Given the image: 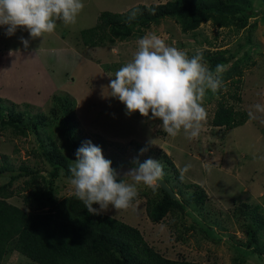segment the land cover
<instances>
[{
	"label": "rangeland",
	"instance_id": "obj_1",
	"mask_svg": "<svg viewBox=\"0 0 264 264\" xmlns=\"http://www.w3.org/2000/svg\"><path fill=\"white\" fill-rule=\"evenodd\" d=\"M189 1L197 0H83L84 9L74 24L56 21L52 33L38 38L19 28L4 39L6 26H0V55L5 54L3 44H18L21 37L32 47L35 43L36 48L31 61L19 65V73H14L13 67L10 71L5 68L11 60L8 54L0 56V73L12 80L17 78L12 86L0 89L3 96L13 97V101L2 100L16 106L11 108L6 103L9 107L2 112L19 121L15 125H0V168H7L0 174V186L6 185L19 167L36 173L35 179L20 178L7 187L13 195L8 203L30 214L22 197L35 186L48 192L56 203L74 196L62 172L55 179L49 177L50 167L43 150L64 160L68 167L85 141L101 147L113 169L133 167L134 160L142 163L151 158L162 164V180L176 194L184 212L174 204H165L161 193L154 194L141 184L135 199V203L140 200L141 204L132 203L127 210L120 211L110 205L102 214L129 223L139 230L150 248L168 260L190 264H264V125L250 119L241 128L233 129L213 127L210 123L218 106L248 114L250 106L264 103V0H249L255 17L245 19V27H240L236 20L240 14L206 13L165 19L144 31L142 37L154 32L189 57L202 52L208 67L212 58L233 56L224 64L221 87L215 93L208 91L203 99L207 117L194 140H188L183 133L170 137L158 127L161 121L150 120L139 112L128 116L123 103L102 95L115 72L132 59L138 39L102 42L92 49L81 46L80 32L92 28L103 11L122 14L140 4L183 8ZM202 1L235 6L229 0ZM254 22L250 33L248 25ZM113 27L111 22L108 32ZM108 94L105 89V95ZM62 100L72 103L70 121L64 117ZM33 120L39 124L38 136L30 129ZM142 149L147 150L141 154ZM157 150L171 158L179 175L181 169L191 165L180 182L156 154ZM192 184L205 192L206 200L199 189L187 187ZM138 197L148 198L153 212L159 206L166 208L168 214L153 224L145 216V201ZM111 254L117 256L115 252ZM3 264L36 263L10 255Z\"/></svg>",
	"mask_w": 264,
	"mask_h": 264
},
{
	"label": "trees",
	"instance_id": "obj_2",
	"mask_svg": "<svg viewBox=\"0 0 264 264\" xmlns=\"http://www.w3.org/2000/svg\"><path fill=\"white\" fill-rule=\"evenodd\" d=\"M229 1L235 6L228 8L218 3L208 4L197 0L189 1L183 8L140 4L122 14L103 11L92 28L80 32L81 41L84 47L96 48L102 42L115 43L123 42L127 38L139 39L150 26L159 24L165 19H182L206 13H214L218 16L240 14L236 20L240 27H245V19L255 17L251 2L249 0ZM137 9L139 11L136 17L130 20L132 12ZM150 9L154 10V14ZM111 22L114 23V27L108 32ZM254 27L255 22L248 25L247 29L251 33ZM232 59L233 56L212 58L209 68L214 70L216 65L227 64ZM6 103L11 108L16 107L0 99V125L19 123L18 119L10 115L4 116L2 111L9 107L4 105ZM61 109L65 119L72 120L71 101L62 100ZM248 120V114L243 110L232 111L218 106L210 123L213 127L224 126L231 129L242 126ZM38 126L36 120L30 124V129L36 136H38ZM42 154L50 167L49 177L51 179L57 178L60 172L63 177H69V167L64 160L56 159L45 150ZM156 154L175 173L177 182H180V175L171 158L163 150H157ZM6 170L5 167L0 168V174H4ZM26 177L35 179L36 173L25 167H19L18 172L11 174L8 183L0 186V264L14 254L36 264H190L163 258L146 244L139 230L104 214H90L75 196L56 203L52 201L48 192L35 186L22 197L23 205L31 213L22 211L8 203V199L13 195L7 187L13 181ZM120 179L118 177V182ZM187 187L199 189L196 184L187 185ZM157 191L163 195L165 204H174L184 212V206L177 199L172 200L159 186ZM198 191L206 200L205 192L202 189ZM241 205L246 206L247 204ZM155 207L153 212L147 198L146 217L153 224L163 220L167 213L166 208ZM10 243H12L11 248H9ZM112 252H115L117 256L111 254Z\"/></svg>",
	"mask_w": 264,
	"mask_h": 264
},
{
	"label": "clouds",
	"instance_id": "obj_3",
	"mask_svg": "<svg viewBox=\"0 0 264 264\" xmlns=\"http://www.w3.org/2000/svg\"><path fill=\"white\" fill-rule=\"evenodd\" d=\"M84 6L83 0H0V26H6L7 36L24 28L32 38L44 37L55 30L56 21L74 24ZM138 11L134 10L129 19H134ZM150 11L154 14L153 9ZM21 42L28 47V40L21 37ZM80 42L84 47L81 38ZM224 71L222 64L210 69L202 52L189 57L154 32H148L137 40L132 59L115 72L102 95L123 103L128 116L139 112L150 120L161 121L158 127L170 137L183 133L188 140H194L207 117L203 99L208 91L215 93L221 87ZM105 89L109 90L108 95ZM248 117L264 125V103L250 106ZM146 150L142 149L141 154ZM75 157L69 164L67 182L75 198L92 215L106 212L110 205L117 211L127 210L138 196V185L155 194L164 176L160 161L149 158L141 163L136 159L118 182L115 169L119 167L113 169L112 161L91 141L82 143ZM190 167L186 165L180 170L181 179ZM97 204L99 208L93 207Z\"/></svg>",
	"mask_w": 264,
	"mask_h": 264
},
{
	"label": "crops",
	"instance_id": "obj_4",
	"mask_svg": "<svg viewBox=\"0 0 264 264\" xmlns=\"http://www.w3.org/2000/svg\"><path fill=\"white\" fill-rule=\"evenodd\" d=\"M6 33V31H5ZM2 35V34H1ZM0 35V36H1ZM14 38H17V39H20L19 38V35H15ZM4 39H8V36H5ZM15 40V39H14ZM14 42V41H13ZM34 47L30 46V42L28 44V47H25L24 44L22 42L18 43V44H12L10 45V47H7L5 44H3V48L5 49V54H8L9 55V59L11 58V60H9L8 62H11L13 61L11 64H9L8 62L5 64L7 65L5 68L8 69V71L11 70V68L13 67V72L14 73H19L20 72V69H19V65L20 66H24L27 62L31 61V57H33L35 55L34 51L36 50L35 48V43H32ZM32 48L34 50H32ZM3 54V55H5ZM3 55H0V56H3ZM27 57V58H26ZM2 59V57H0ZM7 59V58H6ZM52 72L54 69H51ZM7 75L5 73H0V80H1V83H0V89L1 91H4L7 87H10L12 86L16 81H17V78L14 76L13 77V80L12 79H9V78H6ZM18 94H20V91L17 92ZM25 92H23L22 94L20 95H24ZM0 98L1 99H8L10 101H13V97L10 96V97H5L3 96L1 93H0ZM33 103V102H32ZM145 201V200H144ZM135 203V201L133 202V204ZM138 203L141 204V201L138 200ZM138 203H135L134 206ZM98 204L95 206V208H97ZM146 208V203H145V207H144V210ZM106 215V214H104ZM136 216H138V213L134 214ZM108 216V215H107ZM140 216V215H139ZM145 216H146V212H145ZM110 217V216H109ZM131 217V216H129ZM113 218V217H112ZM113 219H117V218H113ZM125 224H128L127 222L121 220V219H117ZM15 255V258H18V259H22L23 257L17 255V254H14ZM12 255V256H14ZM17 255V256H16ZM23 259H26V258H23ZM8 259H6L7 261ZM28 261V263H31L30 260L26 259Z\"/></svg>",
	"mask_w": 264,
	"mask_h": 264
},
{
	"label": "water",
	"instance_id": "obj_5",
	"mask_svg": "<svg viewBox=\"0 0 264 264\" xmlns=\"http://www.w3.org/2000/svg\"><path fill=\"white\" fill-rule=\"evenodd\" d=\"M130 168H132V167L131 166H122V167H119L115 170L118 173V177L124 178V173L127 172ZM159 188L161 190H163L164 192H166L172 200H175L177 198L176 194L170 189L169 186L166 185V183L163 180L159 182Z\"/></svg>",
	"mask_w": 264,
	"mask_h": 264
}]
</instances>
